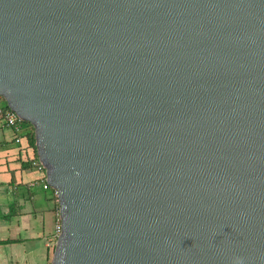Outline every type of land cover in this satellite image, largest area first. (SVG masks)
<instances>
[{
    "label": "water",
    "instance_id": "water-1",
    "mask_svg": "<svg viewBox=\"0 0 264 264\" xmlns=\"http://www.w3.org/2000/svg\"><path fill=\"white\" fill-rule=\"evenodd\" d=\"M0 96L51 264H264V0H0Z\"/></svg>",
    "mask_w": 264,
    "mask_h": 264
},
{
    "label": "crops",
    "instance_id": "crops-1",
    "mask_svg": "<svg viewBox=\"0 0 264 264\" xmlns=\"http://www.w3.org/2000/svg\"><path fill=\"white\" fill-rule=\"evenodd\" d=\"M7 108L0 96V109ZM30 129L24 122L15 131L0 118V264H51L57 240L58 197L51 188L31 186L42 174L32 166L38 157Z\"/></svg>",
    "mask_w": 264,
    "mask_h": 264
},
{
    "label": "built area",
    "instance_id": "built-area-1",
    "mask_svg": "<svg viewBox=\"0 0 264 264\" xmlns=\"http://www.w3.org/2000/svg\"><path fill=\"white\" fill-rule=\"evenodd\" d=\"M0 118L5 122L7 127L13 128L15 131H19L21 129V127H22V124L24 123V121L15 112H13L9 108L0 109ZM20 140L21 139L19 137H17L15 139V142L19 143ZM32 166L34 167V169L37 172L41 173L42 176L40 178L36 179L35 181H33L31 183V186H34V185L38 184V185H41V187L44 190H47V189L51 188L49 186V184L47 183L45 167L39 161L38 158L33 159ZM53 191H54V194L58 197L57 190L53 189ZM56 230H57V236H58L60 234V225H58L56 227Z\"/></svg>",
    "mask_w": 264,
    "mask_h": 264
},
{
    "label": "trees",
    "instance_id": "trees-1",
    "mask_svg": "<svg viewBox=\"0 0 264 264\" xmlns=\"http://www.w3.org/2000/svg\"><path fill=\"white\" fill-rule=\"evenodd\" d=\"M29 124V126H30V131L28 132V134H27V139H28V141H29V144L33 147V148H35V136H34V128H33V126L30 124V123H28ZM32 126V127H31Z\"/></svg>",
    "mask_w": 264,
    "mask_h": 264
}]
</instances>
